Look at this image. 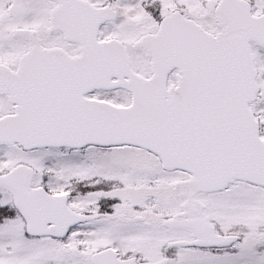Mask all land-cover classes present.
I'll list each match as a JSON object with an SVG mask.
<instances>
[{"label":"snow or ice","instance_id":"6c2138e0","mask_svg":"<svg viewBox=\"0 0 264 264\" xmlns=\"http://www.w3.org/2000/svg\"><path fill=\"white\" fill-rule=\"evenodd\" d=\"M0 264H264V0H0Z\"/></svg>","mask_w":264,"mask_h":264}]
</instances>
